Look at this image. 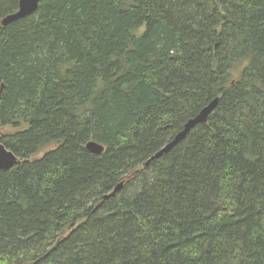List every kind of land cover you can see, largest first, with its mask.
Wrapping results in <instances>:
<instances>
[{
	"label": "trees",
	"instance_id": "16d2710c",
	"mask_svg": "<svg viewBox=\"0 0 264 264\" xmlns=\"http://www.w3.org/2000/svg\"><path fill=\"white\" fill-rule=\"evenodd\" d=\"M1 88L0 264H264V0H41Z\"/></svg>",
	"mask_w": 264,
	"mask_h": 264
},
{
	"label": "water",
	"instance_id": "95a60500",
	"mask_svg": "<svg viewBox=\"0 0 264 264\" xmlns=\"http://www.w3.org/2000/svg\"><path fill=\"white\" fill-rule=\"evenodd\" d=\"M41 0H18L17 9L13 12V14H8L5 17L0 19V27H5L17 20L25 18V16H29L35 12L37 9L38 3ZM2 88L0 89L1 92ZM218 98L212 100L206 107L202 108L199 113L194 116L192 119H189L184 124L182 130L175 134L173 139L161 147V149L156 152L153 156H151L148 160H146L145 166H148L150 162L160 159L164 154H167L171 150L175 148V146H179V144L185 140L186 136L195 129L197 126L206 124L208 117L213 113L215 107H217ZM1 137V130H0ZM104 147L94 141H88L85 144V151L89 152L92 155H101L104 152ZM17 164V158L11 151L7 150L5 146L0 142V172L9 171L15 167ZM123 183H119L113 191L104 196L103 200H108L109 198L114 197L120 190L122 189Z\"/></svg>",
	"mask_w": 264,
	"mask_h": 264
},
{
	"label": "rangeland",
	"instance_id": "374dc122",
	"mask_svg": "<svg viewBox=\"0 0 264 264\" xmlns=\"http://www.w3.org/2000/svg\"><path fill=\"white\" fill-rule=\"evenodd\" d=\"M3 133L2 134H4L5 133V131L4 130H2V129H0Z\"/></svg>",
	"mask_w": 264,
	"mask_h": 264
}]
</instances>
